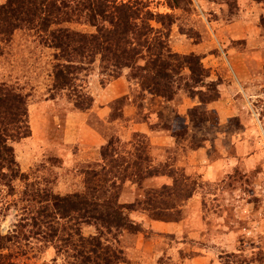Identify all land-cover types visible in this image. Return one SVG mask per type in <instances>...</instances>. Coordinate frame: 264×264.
<instances>
[{"label":"rangeland","instance_id":"obj_1","mask_svg":"<svg viewBox=\"0 0 264 264\" xmlns=\"http://www.w3.org/2000/svg\"><path fill=\"white\" fill-rule=\"evenodd\" d=\"M197 1L128 0L139 14L136 33L127 36L122 49L136 55L133 65L143 70L141 79L131 77L132 62L119 64L120 53L106 58L99 51L85 52L56 60L55 50L33 29L0 36V87L25 96L30 128L28 137L9 141L17 166L13 173L0 166V236L17 237L1 262L70 263L72 248L64 251V235L31 228L13 203L25 188L59 196L81 192L85 178L97 170L99 177L110 175L107 195H116L124 221L107 231L94 220L79 231L123 259L118 264H264V105L259 98L264 54L255 65L247 62L250 77L242 82L249 80L252 89L241 98L238 118H221L214 105L221 81L229 80L218 72L234 79L228 50L245 59L252 44L220 33L222 25L241 20L237 0L236 6L233 0ZM158 14L169 15L170 22ZM61 26L95 32L84 21ZM257 27L262 38L264 29ZM191 54L207 73L204 83H212L216 92L197 86L168 100L146 89L153 87L154 63H175L176 56ZM57 64L72 66L65 87L54 86ZM188 77L183 68L181 83ZM171 80L161 85L172 86ZM75 101L82 102L81 109ZM108 144V157L102 159ZM85 243L83 251L93 259L96 249Z\"/></svg>","mask_w":264,"mask_h":264},{"label":"trees","instance_id":"obj_2","mask_svg":"<svg viewBox=\"0 0 264 264\" xmlns=\"http://www.w3.org/2000/svg\"><path fill=\"white\" fill-rule=\"evenodd\" d=\"M118 1L5 0L0 4V36L10 35L18 29H33L38 33L42 44L55 50L54 57L56 60L63 59L66 56L82 57L85 52L99 51L106 58L109 55L116 56L120 53L117 56V58L122 59H117L120 62L119 64L132 62L131 77L141 79V71L143 70L133 65L136 55L127 49H122V42H126L127 36L136 33L135 20L139 13L136 9L131 8L127 3L128 0ZM233 1L236 6V0ZM253 1L264 5V0ZM111 9L115 13L111 12ZM107 11L110 12L105 14ZM157 16L165 17L170 22L169 15L158 14ZM99 18L102 19L99 20ZM83 21L93 26L95 32L84 34L69 27L61 26L63 23L70 24ZM259 24L264 29L263 14L260 17ZM103 30L107 34L103 33ZM157 54L156 57L160 59V53ZM66 62L76 61L69 59ZM154 65L157 69L153 70L152 68L153 72H151L153 87L148 85L146 89H150L160 97L171 100V96L176 95L180 90L187 89L191 91L190 89L197 86L208 87L212 92H216L212 83H204V79L207 77L205 75L206 71L202 68L199 57L196 55L176 56L175 63H162L158 67L156 63ZM63 66L61 64L55 66L54 86L56 88L65 87L71 81L69 76L71 70L67 67L72 66H65L67 69ZM133 67H135L134 70ZM183 68L189 71V77L183 80L184 84L181 83ZM168 80H171L172 86L168 83L167 86L161 85V81L167 82ZM81 104L82 102L75 101L77 108L81 109ZM26 120L25 96L12 87H0V166H6L11 173H13L12 167L16 166V162L14 150L9 141H19L30 135V128ZM108 150L109 144L107 147L102 148L100 154L102 159L108 157L106 154ZM102 174L99 177L97 170L92 171L90 178H85V187L81 192L59 196L52 193L51 190L33 191L25 188L20 197L13 203L15 208L20 206L22 214L25 212L24 216L30 220L29 226L31 228H37L41 231L52 229L56 231L55 235H64L67 242L64 245V251L67 252L66 248L70 246L73 255L70 263L67 264H118L123 262V259L117 254L101 250L99 248L102 247L100 240L84 237L79 231L82 223L90 224L94 220H97L95 222H98L107 231L121 227L123 224L122 205H119L115 200L116 195H107L108 187L106 184L109 182L110 175L107 176L105 172ZM20 177L22 178V174H20ZM93 181L96 182L97 189L92 187ZM114 185L116 183H112L109 188L114 187ZM14 234L0 236V264H8L1 262V259L7 257V253H4V251H7L8 246L15 243L13 240L17 237H14ZM44 236H42L43 239ZM90 241L92 242L90 245L96 249V255L93 259L88 255L86 256L83 251L85 242Z\"/></svg>","mask_w":264,"mask_h":264},{"label":"crops","instance_id":"obj_3","mask_svg":"<svg viewBox=\"0 0 264 264\" xmlns=\"http://www.w3.org/2000/svg\"><path fill=\"white\" fill-rule=\"evenodd\" d=\"M197 2L203 4L202 0H198ZM237 2L242 9L241 16L243 17L240 16L241 20L238 22L230 25H222L223 28L219 29L220 33L222 32V35H224V38L226 39H230L231 41L243 40L248 46H250V44H252V46L248 48L249 54L246 55L245 59L242 58L240 53L233 51V49L228 50V53L230 54L228 64L234 75V79H231V77L229 75L227 76L223 71L218 72L229 80L227 82L221 81V97L214 105L219 116L224 119L229 117L238 118V112H240V108H243L241 98L244 97V94L247 96L252 89L250 83H248L249 80L244 83L242 82L250 77L246 72V65L250 66L247 62H253L254 64L252 65H255V63L260 61L261 52L264 54V36L262 38L257 37L261 34V29L257 27V24H259L262 12H264L263 7L260 4L252 3L251 0H237ZM205 4L206 3L204 2V5ZM253 37H255V39H252ZM257 38L261 39V46L257 43ZM257 46L260 50H258ZM248 50H246V52H248ZM262 62L264 64V59ZM261 71L263 74L264 67H262ZM260 87L263 88L264 84ZM249 96L256 97V95ZM259 98H261L260 101L264 105V93L260 94ZM160 144L158 146H161ZM237 148L239 149V147Z\"/></svg>","mask_w":264,"mask_h":264}]
</instances>
